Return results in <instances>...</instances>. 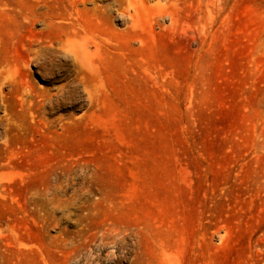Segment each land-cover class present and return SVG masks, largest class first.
I'll use <instances>...</instances> for the list:
<instances>
[{"label":"rangeland","instance_id":"rangeland-1","mask_svg":"<svg viewBox=\"0 0 264 264\" xmlns=\"http://www.w3.org/2000/svg\"><path fill=\"white\" fill-rule=\"evenodd\" d=\"M263 252L264 0H0V264Z\"/></svg>","mask_w":264,"mask_h":264},{"label":"bare ground","instance_id":"bare-ground-1","mask_svg":"<svg viewBox=\"0 0 264 264\" xmlns=\"http://www.w3.org/2000/svg\"><path fill=\"white\" fill-rule=\"evenodd\" d=\"M262 254V253H261ZM262 256H264V252H263V255ZM262 260V259H261ZM264 260V259H263Z\"/></svg>","mask_w":264,"mask_h":264}]
</instances>
